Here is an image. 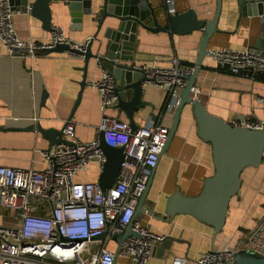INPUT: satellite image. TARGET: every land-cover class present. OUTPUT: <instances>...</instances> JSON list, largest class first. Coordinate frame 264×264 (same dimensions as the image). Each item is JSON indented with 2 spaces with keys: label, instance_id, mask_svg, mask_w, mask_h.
Listing matches in <instances>:
<instances>
[{
  "label": "crops",
  "instance_id": "0c3cea01",
  "mask_svg": "<svg viewBox=\"0 0 264 264\" xmlns=\"http://www.w3.org/2000/svg\"><path fill=\"white\" fill-rule=\"evenodd\" d=\"M150 2L156 7V15L162 24L166 22L171 7L173 13L193 8L199 18L211 19L216 6V0H172L171 4L166 0ZM50 8L52 26H61L72 41L85 40L95 33L97 22L89 21L86 15L80 26L73 25L63 0H50ZM13 21L22 38H39L49 32L42 27L41 20L28 11L15 13ZM109 25L115 24L105 21L99 36ZM216 27L217 31L207 42L209 50L252 47L260 31L259 17L240 15L237 0H222ZM135 34L136 62L157 60L166 63L176 57L182 63L194 65L203 32H151L137 26ZM256 50L264 52V49ZM84 65L82 55L68 51H46L35 58L12 55L0 40V115L38 117L36 122L0 118V165L36 169L44 167L43 151L48 149L49 140L41 135L36 126L40 124L43 128L59 129L64 125L80 91ZM102 72L91 59L87 67L86 84L71 118L75 121L76 136L82 141L94 138L96 125L103 113L128 121L124 110L116 105L101 110L98 91L89 81ZM194 84L199 88L197 97L206 109L227 121L254 120L263 115L257 98L264 97V74L262 77L255 75V72L251 75L233 74L227 68L217 65L215 58L208 54L202 60ZM143 89L142 99L146 105L135 114V123L138 126L146 124L151 120L150 113L153 112L159 114L158 119L164 124L170 125L172 112H161L166 102V92L150 83L144 85ZM42 91L46 92L43 104ZM31 124H34L33 129L28 128ZM213 172L211 143L198 135L191 107L186 104L176 132L159 157L153 173L144 206L151 213H143L140 217L141 223L152 231L173 239L170 247L165 248L161 254L155 249L149 264H173L176 258H183L184 264H197L194 259L200 253L241 237L264 214L263 156L258 166H247L242 170L240 188L229 201L224 225L218 233H214L213 226L188 213H176L170 220L164 219L166 201L175 190L179 189L186 195H196L201 191L204 179ZM100 173L97 164L91 162L88 169L77 178L98 181ZM7 212L8 209L0 208V223L12 220ZM107 245L116 249L117 242L111 239ZM99 246L98 239L88 243L83 257L89 258ZM115 264H128V261L118 255Z\"/></svg>",
  "mask_w": 264,
  "mask_h": 264
},
{
  "label": "built area",
  "instance_id": "2783aa9c",
  "mask_svg": "<svg viewBox=\"0 0 264 264\" xmlns=\"http://www.w3.org/2000/svg\"><path fill=\"white\" fill-rule=\"evenodd\" d=\"M166 2L171 4L172 0ZM169 11L173 13L174 9L171 7ZM18 12L8 0H0V40L10 53L13 47H21L26 50L25 55L35 58L58 43L84 50L90 39L72 41L59 25H53L45 36L22 38L13 21ZM208 54L217 65L233 74L251 75L257 71L264 74V52L252 47L209 50ZM135 63L148 77L143 85L150 83L166 92L162 114L173 112L193 64L182 63L176 57L166 63L157 60ZM102 71L89 82L97 89L99 105L104 111L117 105L118 98L114 94L112 74ZM191 91L197 97L199 88L194 84ZM257 99L262 106V117L233 120L236 126L264 128V97ZM0 118L38 120L37 116L0 115ZM64 123L62 137L66 141L43 151V168L0 165V208L14 210L10 224L0 223V264H113L116 250L128 264H149L165 235L142 224L134 218V213L146 188L150 168L157 164L166 143L170 125L151 119L132 129L128 121L103 113L94 138L82 141L76 136L75 121L67 119ZM101 135L109 145L123 147L124 153L117 178L104 190L98 181L77 178L91 162L102 171L106 156L100 147ZM143 213L151 212L145 208ZM128 224L138 235L127 236L116 249L109 247L107 243L113 234ZM102 233H106L103 238H96ZM95 239L100 240L99 248L84 258L85 248ZM242 249L264 255V214L241 237L204 251L194 260L197 264H231ZM173 264H184V259L176 258Z\"/></svg>",
  "mask_w": 264,
  "mask_h": 264
},
{
  "label": "water",
  "instance_id": "95a60500",
  "mask_svg": "<svg viewBox=\"0 0 264 264\" xmlns=\"http://www.w3.org/2000/svg\"><path fill=\"white\" fill-rule=\"evenodd\" d=\"M72 17L74 26H80L83 16H88L89 21L97 22V29L90 37L85 49L71 47L68 43H58L47 50L68 51L76 55H82L85 59L84 75L80 82V91L71 109L68 119L72 118L76 106L79 103L81 92L86 84V72L90 60L103 70H107L113 76L114 94L117 95L116 106L124 110L129 125L135 129L134 116L141 112L146 103L142 99L143 82L148 80L145 71L136 66L134 59V45L137 26L151 31H170L173 34H186L192 30L203 32L197 57L194 61L193 71L186 77L187 84L180 92L179 103L172 112V121L169 128L168 138L163 146L159 157L166 150L172 140L178 124L181 112L186 104L190 105L196 121L197 133L204 140L211 143L214 161V172L206 177L201 191L196 195L183 194L179 189L175 190L165 204L166 217L170 220L176 213H188L197 219L214 227V233H218L225 222L229 201L235 195L241 184V172L247 166H258L264 156V128H251L236 126L233 121H227L220 116L209 112L201 99L193 96L191 87L194 85L196 75L202 67L203 58L208 55L207 42L209 37L217 31V20L222 7V0H216V6L211 19L199 18L193 8H188L177 13L166 15V22L161 23L156 15V7L150 0H63ZM12 8L20 11L29 10L30 14L39 18L42 27L48 31L52 29L50 0H8ZM238 11L243 16L259 17V35L255 49H264V0H237ZM30 6V8H28ZM115 20L118 22L116 23ZM106 22L115 25L106 27L100 35V30ZM95 47V50H93ZM12 55H25L26 50L21 47H13ZM262 77L263 71L255 72ZM46 92H41L42 104ZM164 106L161 108L163 111ZM152 120H157L159 114L150 113ZM65 125V123H64ZM64 125L59 128H43L37 124L36 129L41 135L49 140V147L59 142H65L62 137ZM29 129L34 128L31 124ZM100 147L103 150L106 161L98 178L102 190L110 186L118 176L120 164L123 160V147L109 145L101 135ZM155 166L150 168V176L146 188L138 199L134 218L140 219L145 210L146 195L151 186ZM102 233L96 238H103ZM138 235L128 224L121 232L114 233L112 238L118 245L127 236ZM173 239L165 235L158 243L156 252H163L170 247ZM213 249V248H212ZM211 249V250H212ZM118 256L116 250L113 264ZM231 264H264V255L251 250L242 249L237 251Z\"/></svg>",
  "mask_w": 264,
  "mask_h": 264
},
{
  "label": "rangeland",
  "instance_id": "374dc122",
  "mask_svg": "<svg viewBox=\"0 0 264 264\" xmlns=\"http://www.w3.org/2000/svg\"><path fill=\"white\" fill-rule=\"evenodd\" d=\"M146 203H147V202H146ZM7 214L10 215L9 218H11V217L14 215V210H13L12 208L8 209ZM4 222H5V221H4ZM6 222H7V223H5V224H10L12 221H10V220L8 219V221H6Z\"/></svg>",
  "mask_w": 264,
  "mask_h": 264
},
{
  "label": "trees",
  "instance_id": "16d2710c",
  "mask_svg": "<svg viewBox=\"0 0 264 264\" xmlns=\"http://www.w3.org/2000/svg\"><path fill=\"white\" fill-rule=\"evenodd\" d=\"M166 101V100H165Z\"/></svg>",
  "mask_w": 264,
  "mask_h": 264
}]
</instances>
